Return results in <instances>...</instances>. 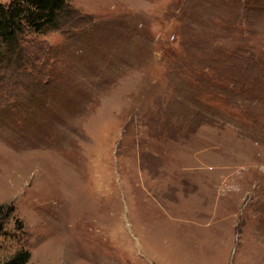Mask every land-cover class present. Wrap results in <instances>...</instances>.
<instances>
[{
    "label": "rangeland",
    "instance_id": "obj_1",
    "mask_svg": "<svg viewBox=\"0 0 264 264\" xmlns=\"http://www.w3.org/2000/svg\"><path fill=\"white\" fill-rule=\"evenodd\" d=\"M59 21L0 37V260L264 264V0Z\"/></svg>",
    "mask_w": 264,
    "mask_h": 264
},
{
    "label": "trees",
    "instance_id": "obj_2",
    "mask_svg": "<svg viewBox=\"0 0 264 264\" xmlns=\"http://www.w3.org/2000/svg\"><path fill=\"white\" fill-rule=\"evenodd\" d=\"M68 6L69 0H11L9 5L0 3V37L13 44L18 33L26 27L41 32L48 25L59 24L61 13ZM31 85L34 86L33 83ZM3 208L4 205H0V209ZM31 256V251L22 247L0 260V264H27Z\"/></svg>",
    "mask_w": 264,
    "mask_h": 264
}]
</instances>
